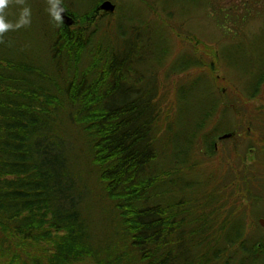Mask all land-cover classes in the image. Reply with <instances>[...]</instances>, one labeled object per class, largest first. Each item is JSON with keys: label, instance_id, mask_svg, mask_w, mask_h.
Masks as SVG:
<instances>
[{"label": "trees", "instance_id": "1", "mask_svg": "<svg viewBox=\"0 0 264 264\" xmlns=\"http://www.w3.org/2000/svg\"><path fill=\"white\" fill-rule=\"evenodd\" d=\"M99 1L63 3L70 26L48 4L46 45L22 27L0 43V264H264V47L175 52L160 25ZM239 131L254 161L230 165L234 145L216 161Z\"/></svg>", "mask_w": 264, "mask_h": 264}, {"label": "rangeland", "instance_id": "2", "mask_svg": "<svg viewBox=\"0 0 264 264\" xmlns=\"http://www.w3.org/2000/svg\"><path fill=\"white\" fill-rule=\"evenodd\" d=\"M96 1L97 0H63V3L66 7L71 6L72 10H74L75 8L82 9L84 7L83 3L85 2L94 3ZM111 1L117 7L122 5V9L120 10V19H123L122 21L125 23L127 21L126 18H130L133 23L141 22L143 25H148V23L150 25H154L157 23L158 25H160V32L163 33V35H167L168 33L170 34L169 42H171L172 49L175 52L182 53L189 50L191 51V53H202L204 55L206 52L205 49L203 47H200V44L196 40L204 43L205 47L211 46L214 50L220 51L223 58H229L235 55L237 46L244 47L248 52L256 46L260 48L264 47V23L263 25L261 24L262 19L264 21V0ZM48 4V0H24L23 3H17L16 0H13V2L6 9L5 20L6 22L15 25L21 22L22 19H24V9L26 7L29 8L30 24L26 27L22 26V28L28 29L32 32L35 45H46L47 33L50 34L52 29V24H50L49 21V15H47L48 12H45L47 10L46 8L48 7ZM152 7L154 8V11ZM165 7L167 10H169L168 12H171L170 15H168L166 10L162 11ZM224 14H227V16L229 17H233L235 15V23L231 19L226 22V17ZM243 15L247 16V18L245 17L246 21L244 24L242 23V25L239 22H242L241 19ZM261 25L263 26V28L259 32H256L261 27ZM235 26H238L239 30L234 31V29H228L234 28ZM109 29L111 31L114 30L115 25L112 24ZM226 29L229 30V32ZM231 31L234 32L232 33ZM161 33L150 35V37L153 38L152 42L159 41L161 38ZM209 56L214 58L212 55ZM215 59L214 64L216 70L214 73L218 75V79L221 83L219 86V91L221 93L227 94L228 96L231 92L233 96L237 95V90H239L240 87H243V80H239V77H235L227 70L225 72L222 63L220 62V58L218 57L217 60ZM241 59L243 60V58ZM196 72L197 70H195L190 76H195ZM236 73L241 74L239 71H236ZM180 76L181 75H178V78ZM182 80L189 81L187 77ZM192 93L196 94L193 90ZM256 102L259 103L257 100ZM178 110L179 112L181 110L183 111L180 104L178 106ZM177 114V118L175 120L171 118V122L175 121V123L180 124L182 121ZM182 115H184V113ZM236 122L237 119H230L229 115L224 116L222 122V125L224 124V127L222 128L226 130L233 124L237 125ZM205 130H209L208 125H206ZM239 132L240 137L237 140V144H234L228 140L226 141V139L228 138L220 139L217 141V147L220 153L217 154L218 160L216 161L225 162L226 159H229L224 155L227 154L228 147L230 149L233 145L237 148V150L236 153L234 152L233 154V157L235 158L231 159L229 162L230 165H232V161L233 164H238V162L241 160L242 155L245 157V161L242 164L248 165L249 163H252L254 161V159H252V154H247V147L245 148L251 136H246L244 131ZM254 138L257 139L256 136H254ZM260 158L261 160H263L262 157ZM219 167H228V165L222 163ZM207 169L213 170V166L208 167ZM228 177L229 173L227 174V178ZM239 195L240 194H237V196ZM241 202L243 204L246 203L243 196H241ZM254 206L252 208V211L264 210V202L261 203L258 207L256 206L254 208ZM246 214L249 217L250 211H246Z\"/></svg>", "mask_w": 264, "mask_h": 264}, {"label": "clouds", "instance_id": "3", "mask_svg": "<svg viewBox=\"0 0 264 264\" xmlns=\"http://www.w3.org/2000/svg\"><path fill=\"white\" fill-rule=\"evenodd\" d=\"M13 2V0H0V43L4 42V36L5 34L10 31L14 30L16 28L22 27V26H28L30 24V9L25 8L23 12V17L21 22L17 24H12L9 22H6L5 20V13L6 9L9 7V5ZM17 3H23L24 0H16ZM48 3L50 5V8L48 9L51 17L57 24L63 23V13L65 11L63 7V0H48Z\"/></svg>", "mask_w": 264, "mask_h": 264}, {"label": "water", "instance_id": "4", "mask_svg": "<svg viewBox=\"0 0 264 264\" xmlns=\"http://www.w3.org/2000/svg\"><path fill=\"white\" fill-rule=\"evenodd\" d=\"M64 9H65V11L62 14L63 15V24H65L66 26H70L74 22V18L72 15H70L67 12L65 7H64ZM97 9L99 11H102V12L112 13L115 10V4L111 0H101L97 5ZM229 136H230V133H224L220 137L225 138V137H229ZM250 153H251V151H250ZM258 222L260 225L264 226V218H259Z\"/></svg>", "mask_w": 264, "mask_h": 264}]
</instances>
